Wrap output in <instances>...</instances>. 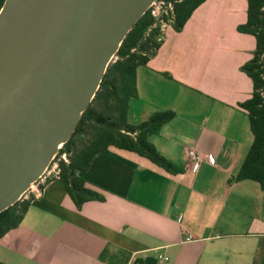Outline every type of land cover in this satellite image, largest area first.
Listing matches in <instances>:
<instances>
[{
    "label": "crops",
    "instance_id": "crops-1",
    "mask_svg": "<svg viewBox=\"0 0 264 264\" xmlns=\"http://www.w3.org/2000/svg\"><path fill=\"white\" fill-rule=\"evenodd\" d=\"M247 10V0H207L182 32L168 26L157 55L138 69L128 123L173 112L150 141L184 172L112 147L81 174L104 200L78 208L67 185L52 181L0 240L1 262L264 264V193L257 182L234 180L254 140L240 106L254 91L241 68L256 39L237 30ZM192 149L202 154L198 172Z\"/></svg>",
    "mask_w": 264,
    "mask_h": 264
},
{
    "label": "water",
    "instance_id": "water-1",
    "mask_svg": "<svg viewBox=\"0 0 264 264\" xmlns=\"http://www.w3.org/2000/svg\"><path fill=\"white\" fill-rule=\"evenodd\" d=\"M157 1H5L0 10V214L49 169L126 36Z\"/></svg>",
    "mask_w": 264,
    "mask_h": 264
},
{
    "label": "trees",
    "instance_id": "trees-1",
    "mask_svg": "<svg viewBox=\"0 0 264 264\" xmlns=\"http://www.w3.org/2000/svg\"><path fill=\"white\" fill-rule=\"evenodd\" d=\"M161 1L173 5L171 19L165 17L161 21L167 24L169 21V25L180 33L194 12L207 0ZM247 3V21L237 30L256 39L253 58L241 68L252 80L254 91L252 97L240 106L248 113L254 140L234 180L257 182L264 193V0H247ZM164 37L161 23L149 9L126 36L117 53V60L103 77L96 97L83 114L73 136L56 157L57 161L63 154L68 156V161L61 160L59 163L58 179L67 185L69 196L78 208L89 201L104 200L87 187L88 183L81 174L91 168L96 156L112 147L136 153L171 174L184 172L158 152L150 141L164 124L174 118L173 112L155 113L137 126L128 123L130 103L138 98V69L157 55ZM54 180H47L41 189ZM34 198L31 195L29 199H21L0 214V240L21 225ZM0 264L4 263L0 261Z\"/></svg>",
    "mask_w": 264,
    "mask_h": 264
},
{
    "label": "built area",
    "instance_id": "built-area-1",
    "mask_svg": "<svg viewBox=\"0 0 264 264\" xmlns=\"http://www.w3.org/2000/svg\"><path fill=\"white\" fill-rule=\"evenodd\" d=\"M152 10V15L159 20V22L162 25L163 32H165V29L169 26L168 24L162 22L161 20L165 17L168 19H171V13L173 10V5L171 3H166L165 1L158 0L154 5L150 8ZM188 157L190 161V168L194 172H198L201 165L202 160V154L199 153L197 150L192 149L188 151ZM61 160L68 161L67 154H63L57 161L54 160L49 169L46 171V173L43 175V177L34 184L31 189L23 196L22 199H29L31 195L41 196L44 189H41L42 185H45L47 180L49 179H58L59 176V163ZM207 161L211 165H215V159L213 156L209 155L207 156ZM192 238L189 237L187 240H191ZM166 261H168V258H165Z\"/></svg>",
    "mask_w": 264,
    "mask_h": 264
},
{
    "label": "flooded vegetation",
    "instance_id": "flooded-vegetation-1",
    "mask_svg": "<svg viewBox=\"0 0 264 264\" xmlns=\"http://www.w3.org/2000/svg\"><path fill=\"white\" fill-rule=\"evenodd\" d=\"M5 1H6V0H0V10H1V8L3 7Z\"/></svg>",
    "mask_w": 264,
    "mask_h": 264
},
{
    "label": "rangeland",
    "instance_id": "rangeland-1",
    "mask_svg": "<svg viewBox=\"0 0 264 264\" xmlns=\"http://www.w3.org/2000/svg\"><path fill=\"white\" fill-rule=\"evenodd\" d=\"M138 114L141 116V112L139 111Z\"/></svg>",
    "mask_w": 264,
    "mask_h": 264
}]
</instances>
